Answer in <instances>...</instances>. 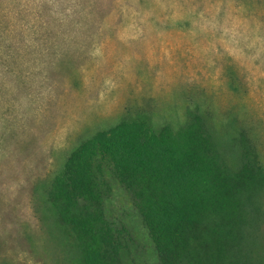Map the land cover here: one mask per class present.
Segmentation results:
<instances>
[{"label":"rangeland","instance_id":"1","mask_svg":"<svg viewBox=\"0 0 264 264\" xmlns=\"http://www.w3.org/2000/svg\"><path fill=\"white\" fill-rule=\"evenodd\" d=\"M193 110L264 167V0H0V264H73L42 190L82 137Z\"/></svg>","mask_w":264,"mask_h":264},{"label":"trees","instance_id":"2","mask_svg":"<svg viewBox=\"0 0 264 264\" xmlns=\"http://www.w3.org/2000/svg\"><path fill=\"white\" fill-rule=\"evenodd\" d=\"M233 143L236 165L196 110L178 127L125 114L67 155L43 187L45 214L73 264H137L138 252L157 264H264V167L245 134Z\"/></svg>","mask_w":264,"mask_h":264}]
</instances>
